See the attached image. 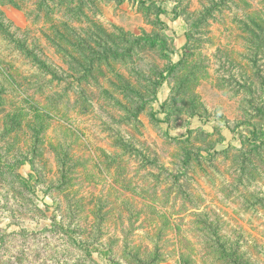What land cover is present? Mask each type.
I'll return each instance as SVG.
<instances>
[{
  "label": "rangeland",
  "instance_id": "obj_1",
  "mask_svg": "<svg viewBox=\"0 0 264 264\" xmlns=\"http://www.w3.org/2000/svg\"><path fill=\"white\" fill-rule=\"evenodd\" d=\"M24 3L53 92L0 40V264H264V0Z\"/></svg>",
  "mask_w": 264,
  "mask_h": 264
},
{
  "label": "trees",
  "instance_id": "obj_2",
  "mask_svg": "<svg viewBox=\"0 0 264 264\" xmlns=\"http://www.w3.org/2000/svg\"><path fill=\"white\" fill-rule=\"evenodd\" d=\"M33 4V3H32ZM50 5L49 8L54 9L55 7L51 6L53 5V3H48ZM14 6V7H21L24 8L26 11H29L28 13H32L31 16H33V11H30V6L28 4L24 3V0H0V40H2V42H4L5 46H7V49L10 51L9 55V60L8 62H15V60L17 62L22 61L29 69H35V72H41L38 74H33L32 72L30 74V76L28 77L27 80V85L31 86L32 88L35 89L36 93L39 94H44V90L53 92V90L51 89L50 86H48V83H44V80H40L35 82L36 80H33V82H31V78L32 77H44V73H47V71H49V66L47 64V62L45 61L44 57L45 55H43L42 58H39L35 55V53L30 49L29 47V42L27 41V39L25 37L22 36H18L19 33L18 29L11 27L12 25L6 21V17L4 15V11H3V7L4 6ZM46 13V12H45ZM16 33H15V32ZM18 36V37H17ZM11 47V48H9ZM8 51V52H9ZM18 54H16V52ZM58 52V51H57ZM61 55V53H60ZM60 55H58L60 57ZM17 58V59H15ZM64 62V61H63ZM50 72V71H49ZM52 73V71H51ZM58 72L53 71L52 75H56ZM22 77V76H21ZM24 80V79H22ZM25 81V80H24ZM35 82V83H34ZM17 91H21L20 87L17 86L16 87ZM25 94V90L23 91ZM3 94V90H0V101H1V97ZM156 157H152L151 160H155ZM162 173L168 172V169H164L163 167H160ZM174 176H178V175H174Z\"/></svg>",
  "mask_w": 264,
  "mask_h": 264
}]
</instances>
